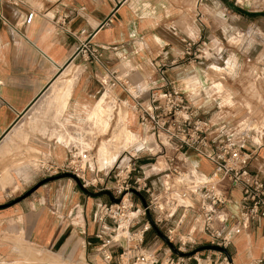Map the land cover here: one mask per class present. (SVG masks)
Segmentation results:
<instances>
[{
  "label": "crops",
  "instance_id": "obj_1",
  "mask_svg": "<svg viewBox=\"0 0 264 264\" xmlns=\"http://www.w3.org/2000/svg\"><path fill=\"white\" fill-rule=\"evenodd\" d=\"M186 41H204L203 57L189 61L184 55ZM84 42L94 49V56L77 54ZM107 71L125 75L143 102L150 89L179 87L205 119L212 138L264 129V0H1L0 158L6 154L5 182L18 184L21 190L0 187V258L18 260L11 258L21 257V250L32 246L86 264H102L93 236L95 210L114 197L106 190L83 188L70 174L44 176L38 167V161L45 159L65 164L70 147L89 152L79 145L93 138L92 120L103 119L107 127L114 121L105 140L109 150H121L128 134L138 137L113 165L123 152L140 151V163L155 190L189 185L168 172L167 158L173 152H160L154 138L145 133L128 94L119 87H106ZM99 103L101 115L95 111ZM119 119L122 122L117 123ZM122 123L126 138L120 148L110 141L114 125ZM259 143L256 148L246 141L243 150H255L251 167L263 175L264 139ZM32 155L37 169H30ZM185 167L204 179L212 164L187 153ZM106 172L99 170L98 176ZM107 184H112L110 176ZM225 194L229 202L214 223L229 228L237 220L239 193L229 188ZM133 196L137 202L144 200L143 195ZM196 202L178 207L169 225L193 233L201 247L206 243L196 231L200 226ZM263 229L264 219L240 229L233 237V252L227 250L229 264H250L260 257ZM148 232L145 246L162 250L166 243L160 234L153 228ZM118 252L113 249L112 264H122ZM212 253L219 255L217 259L208 255L197 259L199 264L222 260L223 253ZM194 262L184 259L186 264Z\"/></svg>",
  "mask_w": 264,
  "mask_h": 264
},
{
  "label": "built area",
  "instance_id": "obj_2",
  "mask_svg": "<svg viewBox=\"0 0 264 264\" xmlns=\"http://www.w3.org/2000/svg\"><path fill=\"white\" fill-rule=\"evenodd\" d=\"M203 1L197 0V3ZM30 18L31 15L27 20ZM204 47V41H186L184 55L189 61L199 59L204 55ZM94 52L84 42L77 54L87 58L94 56ZM104 79L107 88L119 87L133 100V109L145 133L154 138L160 152H173L167 158L168 172L189 185L184 188L168 185L160 191L155 190L140 163V151L123 152L102 177L98 176L99 170L93 165L90 153L76 147L69 148L65 164L59 165L52 159L39 160L38 167L44 176L70 174L83 188L106 190L114 197V202L100 203L95 210L97 228L93 236L97 240L95 251L102 264H112L114 248H118L117 259L122 264H183L184 259H195L199 264L198 253H190L203 243L193 233L181 232L178 225H169L176 209L196 202L195 197H198L196 216L200 221L196 231L202 234L206 245L227 251L233 237L247 222L264 219V174L252 170L255 150H243L246 141L260 147L262 144L258 141L264 139V129L239 136L231 132L224 137L212 138L205 119L187 102L179 87L169 85L163 90L150 89L147 101L143 102L139 93L131 90L125 75L107 71ZM187 153L212 164L206 178H199L195 170L185 167ZM109 176L112 178L110 186L107 184ZM229 188L239 193L237 220L229 228L217 227L214 221L229 202L225 194ZM133 195H143L144 200L137 202ZM152 224L175 247L176 253L167 244L162 254L161 250L145 246V234L152 229ZM221 259L218 264H229L227 259L230 258L225 254ZM250 264H264V229L260 257Z\"/></svg>",
  "mask_w": 264,
  "mask_h": 264
},
{
  "label": "rangeland",
  "instance_id": "obj_3",
  "mask_svg": "<svg viewBox=\"0 0 264 264\" xmlns=\"http://www.w3.org/2000/svg\"><path fill=\"white\" fill-rule=\"evenodd\" d=\"M131 90H132V88H131ZM101 100H102V102H104L105 101V96ZM111 104H108L107 110L109 109V111L111 110L110 109L111 108V106H110ZM113 105L114 104H112V108H113ZM95 111H98L99 113L103 112V107H102V105L100 103L96 106ZM108 115H110V114L108 113ZM113 122L114 121L111 120V122L108 124V127H107V126L104 125L103 119L92 120L91 124L93 126V131L95 133L93 135V138L92 139H88V141H85V142L83 141L82 142L83 144L79 145L81 149L89 150V153H90V155L92 156V158L94 160L93 165L98 170L108 171V169L113 165V163L117 159L119 153L122 150H124L127 147H129L130 145H132L133 143H135L137 141V139H138V137L136 135L133 136L131 134H128L127 135V140H126V145L122 146L121 150H117V151L116 150H109V148L105 147V143H106L105 140H106V138L109 137L107 135V132L109 131V129H110V131L112 130ZM118 122L120 123V122H122V120L119 119ZM122 128L125 131L123 123H122ZM125 137H126V133H125ZM5 156H6V154H4L0 158V176L2 178L4 177L3 178L4 180H1V177H0V180L2 181V183H0V187L5 189V187H9L10 186L11 189H15V193H18L21 190V186L20 185H18V184H10V183L7 184L5 182V181H7V179H9V169L8 168H2V166L5 163ZM29 164H30V169H37L36 155H32L31 161H30ZM14 170H18V169L15 168ZM200 178L203 179L202 176H200ZM148 233H150V232H148ZM199 248L200 247H196L192 251H194L195 253L199 252L200 250H202L201 248L200 249ZM163 249H165V250L167 249V246L165 244L162 245V250ZM162 250H161V252H162ZM229 251L231 253L233 252V250L231 248L229 249ZM212 252H213V249H210L209 251L206 250L203 253V255H198V257L200 259H205V257L209 255L211 259H217V257L219 255L217 253L214 254ZM11 259H18V260H7V259H4V258H0V264H42V262H46V261L49 262V263H53V261L54 262H60L61 264H86L83 261H79L77 259H70L68 256L57 255L55 253H51L49 251H46V250H43V249H39V248H35V247H32V246H28L26 248H23L21 250V257H19V258H11ZM191 261H194V260H191ZM194 263L196 264V262H194ZM183 264H186V263L183 262ZM201 264H203L202 261H201Z\"/></svg>",
  "mask_w": 264,
  "mask_h": 264
},
{
  "label": "bare ground",
  "instance_id": "obj_4",
  "mask_svg": "<svg viewBox=\"0 0 264 264\" xmlns=\"http://www.w3.org/2000/svg\"><path fill=\"white\" fill-rule=\"evenodd\" d=\"M100 115H101V113H100ZM99 115V116H100ZM101 122V121H100ZM117 122V121H116ZM99 123V122H98ZM119 123V122H118ZM115 126V125H114ZM113 137H112V139H110V140H112V141H110V143H112V142H114V143H116L117 144V147H120V144H121V146L123 145L122 143H123V141L125 140V131L123 130V128H122V124H118V126L116 125V127H114V130H113ZM108 141V140H107ZM108 143H109V141H108ZM114 143H112V144H114ZM112 144H110V146L112 145ZM116 144H115V146H116ZM119 145V146H118ZM113 146V145H112ZM115 146H113V147H115ZM113 147H111V148H113ZM121 148V147H120ZM119 148V149H120ZM116 149V148H115ZM112 153V152H111ZM1 154V153H0ZM27 256V255H26ZM48 258V257H47ZM38 260V259H37ZM46 261V260H45ZM38 262V261H37ZM42 264H61L60 262H54L53 261V263H49V262H42Z\"/></svg>",
  "mask_w": 264,
  "mask_h": 264
},
{
  "label": "water",
  "instance_id": "obj_5",
  "mask_svg": "<svg viewBox=\"0 0 264 264\" xmlns=\"http://www.w3.org/2000/svg\"><path fill=\"white\" fill-rule=\"evenodd\" d=\"M33 190H34V188L31 189L30 191H28L27 193H25L22 197L16 199V201H19V200L22 199L23 197L27 196V195L30 194ZM16 201H15V202H16ZM114 201H115V200L113 199V202H114ZM152 228L155 229V230L160 234V236H161L162 239L165 241V243H166V244L172 249L173 252L176 253L175 247H174L171 243H168V242L165 240L164 236L159 232V230H158L153 224H152ZM200 248H201L202 250H210V249H213V250H216V251H220V252H222L223 254H225V255L229 258V255H228L227 251L224 250V249H222V248H220V247L211 246V245H205V246H201ZM200 248H199V249H200ZM193 253H195V252L192 251L190 254H193Z\"/></svg>",
  "mask_w": 264,
  "mask_h": 264
}]
</instances>
